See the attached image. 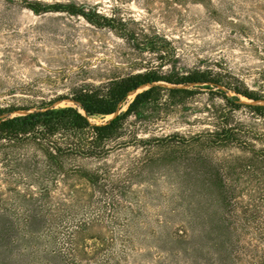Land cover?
Instances as JSON below:
<instances>
[{
	"label": "rangeland",
	"instance_id": "1",
	"mask_svg": "<svg viewBox=\"0 0 264 264\" xmlns=\"http://www.w3.org/2000/svg\"><path fill=\"white\" fill-rule=\"evenodd\" d=\"M146 69H211L263 99L227 89L226 104L225 87L193 84L181 104L130 116L104 157L67 159L68 185L53 187L33 234L15 164L32 152L0 156V264H260L257 223L249 228L242 211L250 194L264 210V114L247 106L264 105V0H0L3 105H39ZM146 87L89 121L110 120ZM223 121L230 134L211 137ZM84 171L100 173L96 188L77 178Z\"/></svg>",
	"mask_w": 264,
	"mask_h": 264
},
{
	"label": "trees",
	"instance_id": "2",
	"mask_svg": "<svg viewBox=\"0 0 264 264\" xmlns=\"http://www.w3.org/2000/svg\"><path fill=\"white\" fill-rule=\"evenodd\" d=\"M46 10L48 9L45 8L44 11ZM69 10L95 22L82 6L74 5ZM159 82L170 86L161 85ZM202 83L225 87L226 90L219 92L226 104L235 99L227 95V89L254 101L263 99L255 91L224 81L211 69L168 73L146 69L114 76L98 85H78L67 97H58L35 106L19 107L0 103V156L8 158L19 150L32 152V155L15 160L23 180V189L18 192L17 199L25 217L23 226L33 234L36 223L44 216V206L50 200L53 187L60 182L64 186L68 185L70 178H66L61 172L65 169L69 157H104L108 153L109 143L117 141L125 133L124 123L130 116L138 117L146 111L157 109L167 101L179 105L197 92L193 84ZM143 85L147 87L137 92L126 109L118 112L113 118L100 124H92L89 121L88 117L93 115L115 113L127 95ZM61 98L71 99L74 105L54 106L53 102ZM241 104L235 103V106ZM247 106L259 114H264L262 104ZM19 110L25 112L12 114ZM224 124L227 123L223 121L216 125L209 135L213 138L227 137L230 130H227V125ZM77 178L94 189L100 173L84 171L78 174ZM98 186L101 187L102 184L99 183ZM255 198L254 194L249 195L242 216L249 228L257 223V229L253 232L260 236L263 252L259 262L264 264V219L259 215L262 207L256 204ZM223 199L221 192V203Z\"/></svg>",
	"mask_w": 264,
	"mask_h": 264
},
{
	"label": "bare ground",
	"instance_id": "3",
	"mask_svg": "<svg viewBox=\"0 0 264 264\" xmlns=\"http://www.w3.org/2000/svg\"><path fill=\"white\" fill-rule=\"evenodd\" d=\"M133 91H135V90H133ZM131 92H132V91H131ZM131 92H130V93H131ZM108 115H111V114H108Z\"/></svg>",
	"mask_w": 264,
	"mask_h": 264
}]
</instances>
